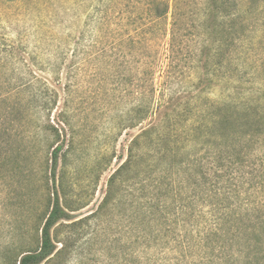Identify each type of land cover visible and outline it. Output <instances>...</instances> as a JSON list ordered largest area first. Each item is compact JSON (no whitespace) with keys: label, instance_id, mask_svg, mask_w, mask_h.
I'll list each match as a JSON object with an SVG mask.
<instances>
[{"label":"rangeland","instance_id":"374dc122","mask_svg":"<svg viewBox=\"0 0 264 264\" xmlns=\"http://www.w3.org/2000/svg\"><path fill=\"white\" fill-rule=\"evenodd\" d=\"M156 1L0 0V264H18L24 254L41 247L57 194L68 217L52 228L55 251L41 264H205L193 246V256L188 251L185 257V250L166 244L168 234L184 235L196 226L192 214L182 216L176 204L186 202L192 181L181 164L184 157L169 175L182 195L175 201L166 199L171 186L158 190L160 199L154 197L155 186L142 184L138 164L125 180L120 176L112 182L134 138L152 122V111L142 118L138 114L141 105L152 107V59L131 42L138 38L137 28L152 22ZM164 1L171 8L170 23L176 0ZM211 1L181 3L183 26L193 33L185 53L189 58L198 51L199 65L205 61L200 53L205 27L211 32L227 23L209 20L202 27L196 21L197 5ZM237 1L246 33L228 71L235 73L238 65L248 73L242 89L252 90L264 81V0ZM159 49L162 63V45ZM189 62L181 63L187 74L193 70ZM40 96L44 98L38 100ZM57 131L64 150L54 178ZM253 160L245 189L263 186L264 195V153ZM257 198L252 195L246 205L233 201L231 224L209 248H215L213 257L219 251L233 264L250 250L264 248V209H253ZM151 199L154 205H169L167 218L149 207ZM199 202L196 196L198 207ZM161 229L165 238L156 242Z\"/></svg>","mask_w":264,"mask_h":264},{"label":"trees","instance_id":"16d2710c","mask_svg":"<svg viewBox=\"0 0 264 264\" xmlns=\"http://www.w3.org/2000/svg\"><path fill=\"white\" fill-rule=\"evenodd\" d=\"M181 3L182 0L175 1L171 22L167 23L170 5L164 0L156 1L155 12L150 15V25L136 29L138 38L132 40L131 44L140 45L141 53L152 59L148 74L153 93L152 107L144 109L141 105L138 114L142 118L149 110L152 111V122L149 128L143 129L134 138L128 159L112 182L120 176L125 180L124 176L128 175L132 166L138 164L143 168L139 172L142 184L149 182L155 186L154 197L160 199L158 190L163 191L171 186L166 199L175 201L182 195L175 182H170L169 175L175 168V161L184 157L186 160L181 161V164L187 166L192 181L187 197L183 200L186 202L176 204L182 209V216L185 212L192 214L196 226L193 225L190 232V229H185L184 235L168 234L166 244L185 250V257L186 252L195 250L190 251L189 248L193 246L205 264L209 260L227 264L223 254L218 251V256L213 257L215 248L211 252L209 248L222 235L225 226L231 224V211H236L233 201L238 199L246 205L251 202L252 195H256L260 198L253 203L254 212L259 213L260 209H264L263 186L253 185L245 189L249 183L248 176L253 173L248 170L254 167V156L264 153V81L257 89H242L249 82L248 73L243 72L238 65L235 73L228 71L235 64L232 53L236 48L240 49L238 44L246 33L244 22L239 21L242 14L237 0H212L197 5L194 14L198 16L196 21L199 20L202 27L209 20H219L218 24L227 19L226 24L220 28L215 25L211 32L205 27L200 51L205 61L201 65V61L196 62L198 51H192L189 58L185 53V43L193 33L183 26ZM165 24L170 29H163ZM161 45L165 56L162 63L159 62ZM187 60L191 61L189 64L192 67L189 68L193 69L189 74L181 65ZM216 92H222V95ZM41 98L44 97L40 96L38 100ZM54 136L52 169L55 178L64 145L58 131ZM259 184L263 185L261 182ZM191 188L193 194H189ZM196 196L200 199L199 207L195 203ZM150 204L149 207L153 208V199ZM155 205L154 209L167 218L168 214L164 212L168 211L169 205L166 202ZM176 211L178 209L174 208ZM255 216L261 218L259 214ZM67 217L57 194L42 229L41 247L24 254L18 264H41L47 260L55 251L52 228ZM163 233L161 229L155 234L156 242H163ZM191 234H194L193 242L188 240ZM233 264H264V248L250 250L245 258L235 259Z\"/></svg>","mask_w":264,"mask_h":264}]
</instances>
